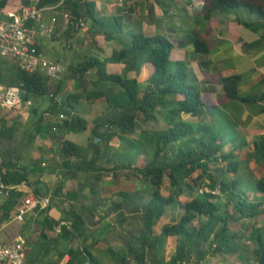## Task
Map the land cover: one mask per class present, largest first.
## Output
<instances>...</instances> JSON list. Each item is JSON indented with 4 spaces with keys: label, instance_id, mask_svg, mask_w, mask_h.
I'll use <instances>...</instances> for the list:
<instances>
[{
    "label": "trees",
    "instance_id": "16d2710c",
    "mask_svg": "<svg viewBox=\"0 0 264 264\" xmlns=\"http://www.w3.org/2000/svg\"><path fill=\"white\" fill-rule=\"evenodd\" d=\"M57 1L39 0L37 6L54 5ZM203 1L206 18L240 7L264 18L263 5L249 0ZM31 3L32 0H0V14L18 11ZM58 11L69 15L71 22L67 23L66 35L81 28L75 25L78 19L90 21L88 34L98 52L67 67L68 79L77 81L78 90L68 92L60 100L55 98L63 80L52 85L51 78L23 71L13 59L0 56L1 85L20 86L26 100L44 95L48 98L45 112L54 118L47 119L50 122L44 126L41 124L44 115H39L28 140L50 137L55 148L46 166L41 165L43 159L27 165L13 163L7 157L0 161L1 183L19 185L10 189L0 203V224L11 220L27 190L36 197L50 196L51 186L40 177L45 171L54 172L57 158L56 164L65 177L77 178L83 174L91 178L92 196L98 193L96 188L107 175L115 178L119 173H127L138 177L143 184L133 192L117 191L116 198H107L108 202L101 197L95 202L93 197L86 206L82 192L85 181L64 193L62 185L54 186L52 192L61 197L60 204L72 201L68 215L57 219L51 216L48 213L53 206L51 203L40 209L41 242L34 251L28 250L25 264H36L40 250L46 254L53 249L57 259L48 264H57L64 256H67L64 264H177L182 260L202 264L211 252L236 254L240 264H264V226L259 224L264 217V134L254 138L250 152L243 153L244 141L239 147L212 125L198 124L199 121L193 124L195 122L184 119L199 116L202 107L209 106L205 94L187 81L184 64L170 59L173 43L167 38L132 34L129 42L113 47L109 55L100 57L103 50L100 44L112 43L119 32L118 18L100 20L95 15L94 2L88 0H64ZM28 24L34 27L33 22ZM96 35L101 39H95ZM193 49L202 53L208 47L204 41L195 39ZM109 63H122L123 67L118 73H109L106 70ZM142 67L147 69L144 82L137 79ZM91 71L94 77L88 75ZM98 99L105 101L109 111L98 116L88 131V121L78 111L79 101L93 103ZM256 100H264V91L243 99L244 102ZM31 111L37 115V109L31 108ZM59 114L64 118H58ZM5 122V116L1 117L0 136L10 137L15 127H6ZM160 124L162 126L157 128ZM52 127L61 133L88 131L87 143L82 145L63 135H54ZM113 139L118 141V146L111 145ZM188 141L193 144L188 145ZM130 150L143 157L142 164L129 160ZM150 152L153 157L149 160L147 153ZM250 160L256 167H262L261 176L257 177L248 168ZM32 174L34 177L30 180ZM164 177L168 180L166 194L162 191ZM180 196L191 198L181 201ZM175 205L180 209L177 220L163 225L159 233H155L157 221ZM98 210L104 213L97 222L113 212L122 223L130 218L124 212L137 218L133 224L136 226L126 231L120 248L115 249L105 237L93 238L89 225L94 224V212ZM245 226L250 228L248 239L254 242L249 257L240 252L244 248L242 228ZM168 237H175L176 244L174 253L165 260L162 250ZM23 246L28 248V242L25 245L23 242ZM100 252L106 262L100 258Z\"/></svg>",
    "mask_w": 264,
    "mask_h": 264
},
{
    "label": "crops",
    "instance_id": "0c3cea01",
    "mask_svg": "<svg viewBox=\"0 0 264 264\" xmlns=\"http://www.w3.org/2000/svg\"><path fill=\"white\" fill-rule=\"evenodd\" d=\"M88 1L94 2L97 18L101 20L116 17L120 23L119 32L115 34V37L111 41L112 43L100 44L103 47V50L100 51V57L109 55L112 48L121 46L124 39L129 41L132 34L140 33L145 36L158 35L167 38L173 43L170 59L184 64L187 81L189 84L194 85L201 93L205 94L206 105L209 106L202 107L199 116H185L184 119L190 122L199 121L212 125L215 121L214 115L222 116L231 125L233 130L238 133L242 141L245 142L243 148L248 151L252 150L254 138L264 134V100L243 101L246 97L258 95L264 91V24L260 21H254L258 16L254 13H249L245 8L244 12L246 15L243 18H240L238 13H233L231 10L215 13L206 18L203 0ZM59 12L57 11L55 15L52 11L47 12L46 10L43 12L41 19L42 24L49 25L55 15V20L52 22V32L55 31L56 33V30L59 28L62 30L59 33L53 34L52 38H57L60 34L66 36L65 33H62L67 29L66 17ZM47 13L48 19L46 20L45 16ZM6 18L5 13L0 14V20ZM86 22L89 23L90 27V21L86 20ZM241 22L252 25L249 27L243 25ZM255 23H258L259 26ZM33 26L35 29H38V23L33 24ZM79 30L83 33L86 31L82 28H79L77 31ZM77 31L71 32L72 35L68 34L67 36L71 37ZM95 39L100 40L101 36L96 35ZM195 39L202 40L207 44L208 49L206 52L197 53L194 51L193 41ZM80 40L78 44H80ZM37 44L39 45L38 38ZM106 47L110 48V53L106 52ZM39 48L43 54L40 45ZM97 52L95 50V54ZM72 65L74 64L67 63L66 67ZM122 67V63H109L106 65V70L109 73H118ZM93 74L92 71L88 73L90 76ZM146 77L147 69L146 67H142L137 79L140 82H144ZM65 89L66 85L64 84L61 87L59 99L64 97L62 92ZM39 106L42 109L44 108L42 107V101L40 104L37 103L33 108L37 109ZM47 107L45 106L44 109ZM18 113L0 112L1 115L5 116V119L7 117L13 119L12 116H16ZM13 123L14 121L9 126H14ZM41 140L43 141L42 144L38 143V139L36 138L34 146H47L48 150L52 148L51 141L47 139ZM47 152H50L47 155L51 157V151ZM58 161L59 159H57ZM55 164L53 173L45 171L43 174L44 183H50L53 187L60 184L64 189L68 180L74 181L77 179L65 177L61 173L59 166ZM30 180H33V177H30ZM96 190L97 192H101L102 182ZM93 197L96 198L95 202H97L100 198V193L94 196L91 195L90 200H93ZM113 198L116 197L113 196ZM49 211L55 212L54 204ZM97 219L98 217L95 213L93 218L94 224H96ZM5 224H0V238L9 243L13 239L7 234L8 225L6 226ZM19 237H22L24 241L23 236ZM93 238L97 239L95 236Z\"/></svg>",
    "mask_w": 264,
    "mask_h": 264
},
{
    "label": "rangeland",
    "instance_id": "374dc122",
    "mask_svg": "<svg viewBox=\"0 0 264 264\" xmlns=\"http://www.w3.org/2000/svg\"><path fill=\"white\" fill-rule=\"evenodd\" d=\"M249 1L253 4L263 5V8H264V0H249ZM244 9L245 7H240L238 9L232 10V12L238 13L239 17L243 18L246 15V13L244 12ZM49 11L50 10H47V12ZM47 15L48 13L45 16L46 20L48 19ZM255 15L258 17H256L254 21H260L261 23L263 22L264 24V18L260 17L258 13H255ZM83 22L89 28V23H87L86 20H83ZM255 24L259 26L258 23H255ZM60 30L62 29L60 28L57 29L56 33H59ZM88 31L89 29H87L83 33L82 31L79 30L71 37L67 36L68 34L66 36L63 34H60L59 37L52 38L53 34H56L54 31L51 33V36L50 35H38L39 37L37 38H38V43L40 47L42 48L43 56L47 59H52V61L53 60L58 61L60 65L66 67L67 63L76 64V63H79L86 56L97 54V53L95 54L96 43L90 37V35L88 34ZM62 33H65V32H62ZM79 40H80V44H78ZM127 42H129L127 41V39L123 40V43H127ZM119 43H122V42H119ZM123 43L121 45H123ZM105 50L107 53H110L109 47H106ZM91 76L94 77L95 74ZM68 77H69L68 68L66 67L61 77L59 78L60 80H63L62 85L64 84L66 85L65 91L62 92L63 96H65L70 91L73 92V91L78 90L77 81H74V80L72 81L71 79H68ZM49 81L52 85H54L58 80H49ZM59 95H60V92L56 94V97L58 99H59ZM41 101L43 104L42 107L45 108V106L49 105V100L46 97V95L37 96L35 98H32V105L30 106L28 110L8 111L9 113H12V112L18 113L19 111L20 112L16 116H12L13 119H10L9 117H7L6 119V122H5V125L7 124L6 127H9L12 121L15 122L14 123L15 131L10 137L0 136V161L3 160V158L7 157L13 163L16 162L19 165H24V164L27 165V164H31L35 160H39V159L44 160L45 158V162L47 165L49 158L52 157V156L50 157L47 155L50 153L47 151H51L53 155L54 154L53 150H55V148L53 147L54 145L52 144L53 140L51 141L50 137L46 138L47 140L51 141L50 144L52 148L49 150L47 146L45 147H42L43 145L34 146V141L36 138L38 139V143L40 144H42L43 142L41 139H45V138H40L37 136L32 141L28 140V134L31 132H34L33 125L36 122V119L39 117V115H42V116L44 115L45 109L40 108V106L37 108L36 116L31 111V108H33L37 103L40 104ZM101 101H102L101 99H98L94 101L93 103H91V101H85V100L79 101V105L81 107L78 109V111L79 113H81V115H83L87 119L88 131L90 127L92 126V122L98 116H102L107 111H109V108L107 104L105 103V101H102V102ZM1 111H6V110H1ZM1 117H3V115H1ZM47 119L48 118L43 116V120L41 121V124L44 126H48V123L50 121ZM214 120L215 121L212 124V127L215 130H218L219 132H221L225 138L234 140L235 143L239 144V147L243 146V143H241L242 139L239 137L238 133L233 130L231 125L222 116L214 115ZM197 123L198 122H195L193 124H197ZM198 124L204 125L205 123L201 122ZM161 126L162 124L158 125L157 128H160ZM51 130L54 133V135L56 134H59L61 136L63 135L64 137L78 144L85 145L87 143L88 131L80 132V133L79 132L77 133H73V132L63 133L62 132L61 133V131L58 128H53V127L51 128ZM117 143L118 141H116V139H113L111 142V145L113 147H116L118 146L116 145ZM192 144L193 142L188 141V145H192ZM142 146L144 145L142 144ZM242 150H243L242 152L244 153V152H250L251 149L248 151L247 149L242 147ZM118 151L120 150L118 149ZM147 154L149 156L148 155H145V156L146 157L148 156L150 160L153 157V154L152 152L147 153ZM127 156L131 157V159L129 160L135 159V161L138 162V165L143 163V157L142 156L138 157L135 154V150H130V152L127 153ZM248 168L251 169L257 177L263 174L262 167H256L255 162L252 160L248 162ZM248 173L249 172L247 171L246 174L248 175ZM107 176H104V179L102 180L101 192L98 191V193H100V197L105 199L106 202H108L107 198H112L116 194L117 191L133 192L134 190H136L137 187H141V185L143 184V182L139 181L138 177L136 178L133 175H129L127 173H119L115 178H112L110 176L107 177ZM30 177H34V175L33 174L30 175ZM83 181H85V183H84L82 192L86 197L83 203H84V206H86L87 204L91 203L90 197L92 193L90 191V183L92 182V180L90 177H85L83 174H79L76 180L67 181L65 188L62 189V192L64 193L66 190H71L73 188H76L78 186V183H82ZM76 182L78 183L76 184ZM167 184H168V180L166 177H164L163 183H162V191L164 194H166L167 192V188H166ZM50 190H51L50 191L51 193H50V196L47 197L48 198L47 202L51 204L53 202L55 206V212L49 211L48 213L55 218H59L61 216H67L68 215L67 211L69 210L70 204L72 203V201L66 200L65 203L60 204L58 203V201L61 199V197L60 196L56 197L53 195L52 185H51ZM249 195H251L250 192H249ZM3 198L5 197L2 195V193H0V203L2 202ZM190 198L191 197L189 196H180L179 200L185 201V200H189ZM75 206L80 211V207L78 205H75ZM170 207L171 208L167 210L165 216H162L157 221L156 226H154L155 233H159L163 225L167 223H172L177 220V217L180 211L179 206L175 205L174 207L173 206H170ZM40 211H41L40 208L39 210H36L35 208L34 210L27 212L24 215L23 222L21 223L16 222L14 220H10L5 224L6 226L8 225L7 227L8 229L6 230L8 232L7 234L12 237L13 241L17 239L19 236H23L24 238H26L24 240V245L27 241L29 246H27L28 248L26 247L24 248L23 246L24 255L28 253V250L34 251L35 249H37L41 242V238L39 235L40 226L38 224L40 222L39 220H42V215ZM94 213L97 214V217H100L101 215H103L104 212L102 210H98ZM124 213H125V216L130 217L128 218L127 221L123 223L119 222V219L115 216V212H113L109 216L105 217L103 220L96 222V224H90L89 231L95 236V238L105 237L115 249L120 248L124 243V236H125L126 231L136 226L133 224L136 222L135 220L137 219V218H131L132 216L128 212H124ZM244 222L247 224H253L251 220H245ZM259 224L264 226V217L261 220H259ZM58 230H59V227L56 228V231ZM242 231L244 233V238H243L244 248L240 252L242 253V256L249 257L251 254V250L254 247V242L248 239V235L250 232L249 227L247 226L243 227ZM175 244H176L175 237H168L166 239V242L162 250L163 257L165 258V260L169 259V257L174 253ZM42 253L43 251L40 250L39 254L37 255V260L35 262L36 264H48L49 262H52L57 259L56 250L54 249L47 251L46 254H42ZM99 255H100V258H102V260L104 261L106 260L102 252H100ZM66 260H67V256H64L60 262H57V264H64ZM202 264H240V258H238L236 254H225V253L213 254L211 252L207 256H205V258L202 260Z\"/></svg>",
    "mask_w": 264,
    "mask_h": 264
},
{
    "label": "built area",
    "instance_id": "2783aa9c",
    "mask_svg": "<svg viewBox=\"0 0 264 264\" xmlns=\"http://www.w3.org/2000/svg\"><path fill=\"white\" fill-rule=\"evenodd\" d=\"M39 0H32V3L23 6L18 11L6 12V19L0 20V56L11 58L17 67L29 73H41L52 80H59L65 68L58 62L45 58L38 47V35H51L53 30L52 22L57 14L58 8L63 4L64 0H58L56 4L38 7ZM44 10H50L55 15L51 19L49 25L41 23ZM66 17V24L71 22L69 15ZM38 23V29L30 26L28 23ZM75 25L87 30L82 19H78ZM59 100L58 98H55ZM32 105L31 99L23 98V90L20 86H6L0 84V110L26 111ZM44 117L51 119L53 116L49 112L44 113ZM58 118H64L63 114H59ZM46 166L45 159L41 163ZM44 174V173H43ZM40 179L44 181V175ZM19 185H3L0 181V193L3 196L8 195V191ZM47 198L36 197L32 191L27 190L23 196L21 203L16 207L11 220L23 222L24 215L34 210L37 206L45 208L48 204ZM23 238L18 237L12 242H5L0 239V264H25V255L23 251ZM185 260L178 261L177 264H190Z\"/></svg>",
    "mask_w": 264,
    "mask_h": 264
}]
</instances>
